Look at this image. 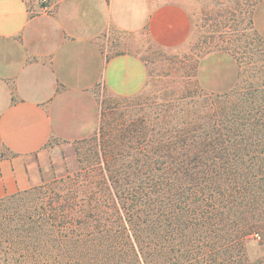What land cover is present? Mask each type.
<instances>
[{
	"label": "trees",
	"instance_id": "1",
	"mask_svg": "<svg viewBox=\"0 0 264 264\" xmlns=\"http://www.w3.org/2000/svg\"><path fill=\"white\" fill-rule=\"evenodd\" d=\"M225 1L232 84L175 73L158 102H102L76 170L33 188L21 264H264L263 0Z\"/></svg>",
	"mask_w": 264,
	"mask_h": 264
},
{
	"label": "crops",
	"instance_id": "2",
	"mask_svg": "<svg viewBox=\"0 0 264 264\" xmlns=\"http://www.w3.org/2000/svg\"><path fill=\"white\" fill-rule=\"evenodd\" d=\"M49 1L44 12L38 0H0V199L73 169V143L99 125L98 91L121 99L143 90L137 51L109 53L115 31L143 30L162 49L180 48L191 34L179 4Z\"/></svg>",
	"mask_w": 264,
	"mask_h": 264
},
{
	"label": "rangeland",
	"instance_id": "3",
	"mask_svg": "<svg viewBox=\"0 0 264 264\" xmlns=\"http://www.w3.org/2000/svg\"><path fill=\"white\" fill-rule=\"evenodd\" d=\"M149 6L164 3H174L183 6L191 19L192 29L188 41L177 49H162L149 40L145 31L138 34L127 32L115 33L108 38L110 54L137 51L147 72V80L140 92L138 102H158L163 93L172 88L176 74H195L196 81L207 88L219 83L232 84L235 73V63L218 53H211V47L217 41V35L222 21L227 16L228 9L225 0H145ZM254 29L264 37V0L259 2L253 11ZM207 42V43H206ZM115 46V48H111ZM177 71V72H176ZM101 102L111 104L117 100L103 91H98ZM119 102V101H117ZM121 103V102H119ZM139 108V106L137 107ZM95 132V131H94ZM94 134V133H93ZM92 134V135H93ZM91 135V136H92ZM89 136L88 138H90ZM54 143H49L47 148ZM65 144V143H64ZM73 143V169L54 171L42 182L52 176H62L65 172H73L77 168L75 146ZM70 160V159H69ZM71 163V160L69 161ZM39 183L16 195L0 199V264H21L20 255L25 254L26 237L20 231L21 225L29 218H36L35 195L33 188Z\"/></svg>",
	"mask_w": 264,
	"mask_h": 264
},
{
	"label": "built area",
	"instance_id": "4",
	"mask_svg": "<svg viewBox=\"0 0 264 264\" xmlns=\"http://www.w3.org/2000/svg\"><path fill=\"white\" fill-rule=\"evenodd\" d=\"M38 2L42 5V9L44 12L49 11L50 1L49 0H38Z\"/></svg>",
	"mask_w": 264,
	"mask_h": 264
}]
</instances>
